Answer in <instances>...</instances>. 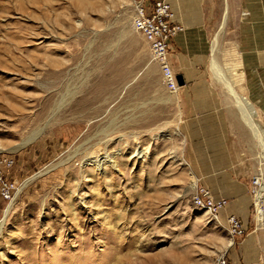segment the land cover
<instances>
[{"label":"rangeland","instance_id":"374dc122","mask_svg":"<svg viewBox=\"0 0 264 264\" xmlns=\"http://www.w3.org/2000/svg\"><path fill=\"white\" fill-rule=\"evenodd\" d=\"M138 1L0 0V162L12 161L0 163L12 186L0 264H214L231 244L192 196L232 183L201 182L173 133L172 94L134 30ZM216 43L211 66L235 91ZM105 156L114 167L90 162ZM255 179L242 185L257 215Z\"/></svg>","mask_w":264,"mask_h":264},{"label":"crops","instance_id":"0c3cea01","mask_svg":"<svg viewBox=\"0 0 264 264\" xmlns=\"http://www.w3.org/2000/svg\"><path fill=\"white\" fill-rule=\"evenodd\" d=\"M167 1L174 23L183 27L170 44L171 66L183 83L169 100L174 107L168 116L173 133L182 136L185 151L194 153L201 182L232 183L230 193L213 194L209 189L215 198L228 201L219 213L221 222L234 215L245 231L221 255L228 264H264V226L258 224L242 185L258 174L260 147L234 98L211 71V47L217 37L214 58L264 137V63H255L257 50L264 57V0Z\"/></svg>","mask_w":264,"mask_h":264},{"label":"built area","instance_id":"2783aa9c","mask_svg":"<svg viewBox=\"0 0 264 264\" xmlns=\"http://www.w3.org/2000/svg\"><path fill=\"white\" fill-rule=\"evenodd\" d=\"M134 30L140 33L149 49L150 61L158 65L162 84L170 94L179 90L175 74L170 62L171 41L183 31V27L174 23V14L167 0H139L133 22ZM3 165L10 166L11 160H4ZM12 186L4 179L0 169V199H11ZM192 204L196 208L205 210L210 216L218 219L219 213L227 206L225 198H215L206 187H198L192 196ZM1 214V211H0ZM227 232L231 237L241 238L244 235V226L241 220L229 215L225 219ZM214 264H228L226 257L220 255Z\"/></svg>","mask_w":264,"mask_h":264},{"label":"bare ground","instance_id":"6f19581e","mask_svg":"<svg viewBox=\"0 0 264 264\" xmlns=\"http://www.w3.org/2000/svg\"><path fill=\"white\" fill-rule=\"evenodd\" d=\"M226 16H227V11H226V7H225L224 19H223L224 21L226 19ZM224 23H223V25H224ZM217 67L218 66L213 61L211 68L213 70L214 77L218 80L219 84H221L223 86V88L227 91V93L234 98V100H235V106L238 108V110L240 112V115L242 117V120L244 121V123L246 124V126L249 129H251V131L254 132V138L257 140L258 143L261 144V148L263 150V152L261 154H259V156H260V164H259L260 171L257 174L256 179H255V187L256 188H255V191H254V199H255L256 213H257L256 219H257L258 224L260 226H264V146H263L264 145V142H263V139L261 138V136L259 135L258 131L256 130V127H255L254 123H252V120L250 121L251 118H248L247 117L249 115L246 114L245 109L241 105V103L239 101V98L236 95L235 91L230 86V84L227 82V80L225 79V77L223 78L222 73H219L220 70ZM142 153H144V152H140V153L137 152V155H141L142 156ZM90 162H93L92 164H94L98 169L101 166L105 165V164H110L112 167L115 166V163H113V162H111L109 160L107 161V157L106 156L104 157L103 160H93V161L90 160ZM36 177H38V176H36ZM36 177H33L28 182H31ZM2 228H3V223L1 222L0 223V231L2 230Z\"/></svg>","mask_w":264,"mask_h":264},{"label":"water","instance_id":"95a60500","mask_svg":"<svg viewBox=\"0 0 264 264\" xmlns=\"http://www.w3.org/2000/svg\"><path fill=\"white\" fill-rule=\"evenodd\" d=\"M176 80H177L178 86H182L183 83H182L181 79L179 77H176Z\"/></svg>","mask_w":264,"mask_h":264}]
</instances>
